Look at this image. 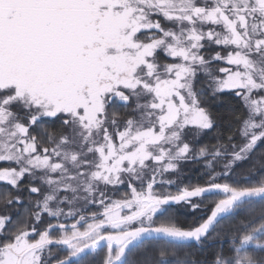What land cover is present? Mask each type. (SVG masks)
<instances>
[{
	"label": "snow or ice",
	"instance_id": "snow-or-ice-1",
	"mask_svg": "<svg viewBox=\"0 0 264 264\" xmlns=\"http://www.w3.org/2000/svg\"><path fill=\"white\" fill-rule=\"evenodd\" d=\"M0 264H264V0H0Z\"/></svg>",
	"mask_w": 264,
	"mask_h": 264
},
{
	"label": "trees",
	"instance_id": "trees-1",
	"mask_svg": "<svg viewBox=\"0 0 264 264\" xmlns=\"http://www.w3.org/2000/svg\"><path fill=\"white\" fill-rule=\"evenodd\" d=\"M187 179L191 180L193 183H195L199 177L197 176V172L195 169H192L186 173ZM201 183L203 181H200Z\"/></svg>",
	"mask_w": 264,
	"mask_h": 264
}]
</instances>
